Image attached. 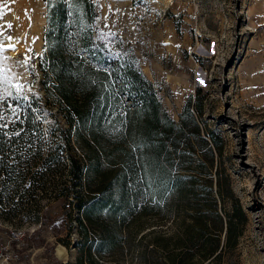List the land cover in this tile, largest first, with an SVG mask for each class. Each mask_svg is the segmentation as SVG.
<instances>
[{"label":"rangeland","instance_id":"374dc122","mask_svg":"<svg viewBox=\"0 0 264 264\" xmlns=\"http://www.w3.org/2000/svg\"><path fill=\"white\" fill-rule=\"evenodd\" d=\"M92 1L93 34H103L104 57L134 61L172 119L178 120L188 97L201 99L203 121L221 145L213 186L217 167L228 195L217 200L223 225L216 253L224 242V214L239 207L232 230L240 234L233 246L199 263L195 199L173 195L148 214L134 212L126 225L102 211L100 223L114 244L98 253V236L80 240L75 198L68 204L52 194L38 199L43 209L37 218L0 213V264H89V253L100 264H183L187 258L194 264H264V0ZM0 13V41L6 47L12 36L20 43L13 54L6 47L3 64L31 85V100L42 95L46 1L0 0ZM26 55L33 66L28 72L17 63ZM6 104L15 101L7 98ZM42 122L46 128L52 117Z\"/></svg>","mask_w":264,"mask_h":264},{"label":"trees","instance_id":"16d2710c","mask_svg":"<svg viewBox=\"0 0 264 264\" xmlns=\"http://www.w3.org/2000/svg\"><path fill=\"white\" fill-rule=\"evenodd\" d=\"M45 1L42 95L32 96L31 107L22 108L23 123L9 125V131H24L0 152V213L37 218L43 209L40 196L53 194L68 204L74 197L72 209L82 216L77 219L80 240L87 242L89 233L98 236L100 253L114 244L100 223L102 211L126 225L134 212L148 214L170 196L192 198L197 261L212 257L223 225L217 200L228 195L217 167L213 186L212 167L221 145L203 121L201 99L188 97L178 120L172 119L134 61L104 57V45L93 34L97 13L92 0L71 16L62 0ZM45 115L52 117L46 128ZM237 212L242 214L240 207L224 214L222 248L233 246L240 234L232 230ZM158 246L166 248L152 245ZM88 263L101 262L89 253ZM183 264L194 263L187 258Z\"/></svg>","mask_w":264,"mask_h":264},{"label":"snow or ice","instance_id":"6c2138e0","mask_svg":"<svg viewBox=\"0 0 264 264\" xmlns=\"http://www.w3.org/2000/svg\"><path fill=\"white\" fill-rule=\"evenodd\" d=\"M69 9L68 15H73L74 11L78 8H82L86 0H62ZM2 15V13H0ZM10 28L11 25L9 24ZM109 35H114V33H109ZM98 39H103V34ZM8 40H12V37H7ZM107 46V45H105ZM7 48L15 50L14 44H9ZM6 47L3 41H0V152L3 151V145L5 143H13V138L21 136L24 131L22 128L17 131L15 129L9 131V125H15L17 123H23L20 118V113L22 111L21 105L27 104L31 107L30 96L28 93L32 92L31 85H26L23 83V75L21 73L13 72L10 67H6L3 64V60L9 59L2 54L6 51ZM30 51V50H29ZM30 56H25L23 61H18V65L24 68L25 72H28L32 65H30ZM7 98H11L15 101V104H6ZM7 137V140L4 139ZM0 163H3L2 157H0ZM145 175L148 176L147 169ZM149 187H151L154 180L149 176Z\"/></svg>","mask_w":264,"mask_h":264},{"label":"bare ground","instance_id":"6f19581e","mask_svg":"<svg viewBox=\"0 0 264 264\" xmlns=\"http://www.w3.org/2000/svg\"><path fill=\"white\" fill-rule=\"evenodd\" d=\"M12 37V36H11ZM13 39L12 40H8L7 38H6V40H7V44H6V47L9 45V44H14L15 45V49L17 48V47H19V42H18V40L16 39V38H14V37H12ZM10 51V53L11 54H13V53H15L12 49H10V48H8ZM18 49V48H17Z\"/></svg>","mask_w":264,"mask_h":264}]
</instances>
